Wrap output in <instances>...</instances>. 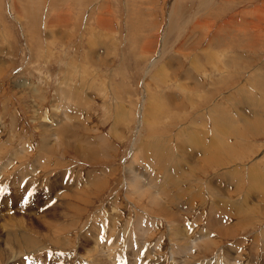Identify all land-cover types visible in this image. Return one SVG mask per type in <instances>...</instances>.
Segmentation results:
<instances>
[{
	"label": "rangeland",
	"instance_id": "obj_1",
	"mask_svg": "<svg viewBox=\"0 0 264 264\" xmlns=\"http://www.w3.org/2000/svg\"><path fill=\"white\" fill-rule=\"evenodd\" d=\"M263 82L264 0H0V184L31 177L0 202V264H37L42 255L48 264H112L115 244L96 242L101 216L129 251L154 234L156 259L131 251L132 264H170L169 221L144 214L149 202L130 196L132 177L176 187L173 197L190 209L174 208L200 228L214 214L231 222L229 204L248 207L245 216L257 222L203 245L193 264H227V249L238 264H264V252L253 262L250 247L261 246L249 239L264 225V185L250 183L264 177ZM221 111L236 133L218 144V156L202 157L189 137L199 144L226 128ZM216 186L230 189L221 204L212 200ZM10 199L17 205L9 208Z\"/></svg>",
	"mask_w": 264,
	"mask_h": 264
},
{
	"label": "bare ground",
	"instance_id": "obj_2",
	"mask_svg": "<svg viewBox=\"0 0 264 264\" xmlns=\"http://www.w3.org/2000/svg\"><path fill=\"white\" fill-rule=\"evenodd\" d=\"M225 55V54H224ZM198 67V66H197ZM200 67V66H199ZM160 70V69H159ZM158 76V75H157ZM163 79V78H162ZM65 82V81H64ZM73 84H74V82H73ZM263 84H264V82H263ZM262 84V85H263ZM29 85V84H28ZM65 85V84H64ZM79 86V85H78ZM262 87V86H261ZM62 88V87H61ZM74 88V87H73ZM149 88V87H148ZM62 90H64V89H62ZM66 90V89H65ZM75 89H73V91H74ZM153 90V89H152ZM151 90V91H152ZM262 90V89H261ZM264 90V89H263ZM32 91V90H31ZM69 91V90H68ZM70 92V91H69ZM153 92V91H152ZM61 96V95H60ZM157 97V96H156ZM155 97V98H156ZM154 101V100H153ZM121 105V104H120ZM254 105H252V108H254L253 107ZM123 108V107H122ZM121 109V108H120ZM122 110V109H121ZM123 111H120V114H119V116H118V120H120L121 119V117L122 116H125V113H122ZM220 113V114H219ZM218 114H219V116H225V119L227 118L226 116H227V114H223V112L221 111V112H219ZM256 114V112H254V115ZM239 117V116H238ZM240 118L243 120V122L247 119L246 117H242L241 115H240ZM260 118H262V117H260ZM151 119H155V118H151ZM156 120V119H155ZM219 120L220 121H222L220 118H219ZM227 120V119H226ZM262 120V119H261ZM261 120H259V119H257V122H256V124H261ZM153 120H151V122H152ZM240 121V120H239ZM147 122H148V120H147ZM150 122V121H149ZM150 122V123H151ZM154 122V121H153ZM142 123H144V122H142ZM226 123L227 124H225V126H226V128H224L223 130H220V131H212L213 132V134H215L214 136H212L211 135V138L210 139H208V140H205V139H200V142H199V144H198V141H199V139L197 138L198 137V135H197V137L195 136V134H194V136L193 135H191V137H189V140H190V145L191 146H193V147H198L199 146V148H201L202 150H204V152H202L201 153V156L202 157H206V158H212V155L214 156H216L218 153H219V150H220V147H218V144L219 143H222V142H224L225 140H226V136H229L230 138H232L233 137V135H235V133H236V131H235V129H236V126H237V124L236 125H234L232 122H231V120H227L226 121ZM246 123H249V122H246ZM144 125V124H143ZM148 125H149V123H148ZM139 126H140V124H139ZM141 127V126H140ZM213 128V127H212ZM212 130V129H211ZM189 131H191V130H189ZM56 132V131H55ZM215 132V133H214ZM58 133L60 134L61 133V130H58ZM186 133H188V132H186ZM191 133H193V131H191ZM184 134H185V132H184ZM198 134V133H197ZM237 135V134H236ZM240 135V134H239ZM187 136V135H186ZM55 139L57 138V134L55 133ZM59 137H60V135H59ZM185 137V136H184ZM207 137V136H206ZM210 137V136H209ZM209 137H207V138H209ZM48 138H51L52 139V137H47V141H48ZM151 138V137H150ZM162 138V137H161ZM203 138H205V136L203 137ZM152 139V138H151ZM156 139V138H155ZM54 140V139H53ZM148 141V140H147ZM160 142H161V140H160ZM147 143V142H146ZM149 143V142H148ZM147 143V144H148ZM154 143V142H153ZM162 143H163V140H162ZM165 143V142H164ZM141 144H143V143H141ZM224 144H226L225 142H224ZM155 145V144H154ZM163 145V144H162ZM150 146V145H149ZM152 146V145H151ZM146 147V146H145ZM159 147H161V146H159ZM24 148V147H23ZM42 148V147H41ZM143 148H144V146H143ZM147 148V147H146ZM150 148V147H149ZM153 148V147H152ZM162 148V147H161ZM160 148V149H161ZM25 149V148H24ZM142 149V148H141ZM140 149V150H141ZM148 149V148H147ZM225 149V148H224ZM149 150H151V148L149 149ZM149 150H147V152H149ZM159 150V149H158ZM212 150V151H211ZM227 150V151H226ZM225 151H226V153L227 154H230V153H233L234 152V150H230L229 148H227ZM43 151V150H42ZM142 151H143V149H142ZM145 151V150H144ZM43 152H45V151H43ZM87 153V152H86ZM156 153V152H155ZM44 155V154H43ZM151 155V154H150ZM235 155V154H234ZM40 156H42V154L40 155ZM144 156H146V155H144ZM179 156V155H178ZM218 156V155H217ZM15 157V156H14ZM152 157V156H151ZM177 157V156H176ZM146 158V157H145ZM14 159H16V158H14ZM156 159V158H155ZM158 159V158H157ZM174 159V158H173ZM175 159H177V158H175ZM39 160L41 161L42 160V157H39ZM192 160V159H191ZM165 162V161H164ZM162 164V163H161ZM153 166H156V165H153ZM162 166V165H161ZM190 166V165H189ZM162 167H165V166H162ZM174 167V166H173ZM154 168H156V167H154ZM176 168V167H175ZM37 169V168H36ZM171 169V168H170ZM174 169V168H173ZM158 170V169H157ZM156 170V171H157ZM164 170V169H163ZM178 170V169H177ZM133 171V170H132ZM165 171H166V168H165ZM165 171L163 172V173H165ZM168 171V170H167ZM173 171V170H172ZM179 171H181V170H179ZM179 171H177V173H179ZM128 172V171H127ZM153 172V171H152ZM171 172V171H170ZM173 172H175V171H173ZM184 172V171H183ZM182 172V173H183ZM181 173V172H180ZM232 173H234V172H232ZM150 174V173H149ZM161 174V173H160ZM166 174V173H165ZM176 174V173H175ZM193 174V173H192ZM152 175H154V173H152ZM162 175V174H161ZM168 175V174H167ZM177 175V174H176ZM180 175V174H179ZM169 176H170V174H169ZM181 176V175H180ZM179 176V177H180ZM183 176V175H182ZM253 176H254V173H253ZM261 176V175H260ZM256 177V176H254V177H250V183L251 184H255L256 186L257 185H264V182H263V178L264 177ZM164 177H167V176H164L163 175V178ZM175 177H178V176H175ZM174 177V178H175ZM178 177V178H179ZM234 177V176H233ZM148 178V181H147V183H143L142 181H140V179L138 178V177H132L131 178V183H130V185L128 184V187L129 188H131V193H129L130 194V196H137L139 199V201L138 202H140L141 201V199H142V197H144V198H146V199H148V202H149V206H150V210H148V211H144V214H147L148 216H150V215H153V217H156V218H154V219H157V217H162L163 219H162V222L165 224L166 223V221L168 222L167 224H168V226H167V234H168V236H169V238H168V240H167V243H168V251L170 252V254H169V260H167V261H169V263L170 264H193V262L191 261V260H193V259H195V258H192L194 255H196L197 253H195V252H197V251H199L200 250V248L203 246V245H207V244H211V245H215L216 246V244H217V240H220V241H222L227 235H229V236H234V234H235V232L237 231V229L239 230V223L240 222H243V221H248V227H251V225H253L254 224V222L256 221V220H252V219H250L248 216H245V214L249 211H247V209H248V207H246V208H242L241 209V207H243V206H241V204L239 203V202H237L236 203V205H232V204H229V206H227V207H229V211H231L230 213H228L227 215L229 216V218L230 219H232V221L231 222H229L228 224H226L225 223V220H224V217H222L223 218V220H221V222L223 221V223H225V224H223V225H221V222L219 221L220 220V218H221V216H219V215H217V214H214V215H216L215 217V220H211V221H209V223H208V225H205V226H203V227H205V228H200L202 225H201V223H200V221H198L197 219H195L194 221H191L193 218H191V217H187L186 215H185V213H183L182 212V210L183 209H190L189 208V206L187 205V203H186V205L185 204H179V202H178V199L177 198H175V197H173L174 195L171 193V192H173L175 189H176V187H175V189H171V190H169V191H167L165 188H162L161 186H159V185H157V183L155 184L154 183V178H152V177H147ZM172 178V177H171ZM178 178H177V180H178ZM181 179H182V177H180ZM189 178V177H188ZM161 179H162V177H161ZM161 179H159L160 180V182H161ZM184 179V178H183ZM189 179H191V178H189ZM124 180H126V179H124ZM186 180L187 179H185L184 181L186 182ZM192 180V182H193V180H194V178H192L191 179ZM202 180V179H201ZM64 181V180H63ZM163 182H164V180H162ZM171 179H168V181L167 180H165V182L166 183H172V184H175L174 182H175V180L174 181H171ZM190 181V180H189ZM164 182V183H165ZM179 182H180V179H179ZM191 182V181H190ZM197 182V181H196ZM200 182V181H199ZM79 183V182H78ZM228 183H229V181H228ZM77 184V183H76ZM179 185H180V183H178ZM196 184V183H195ZM198 184V183H197ZM196 184V185H197ZM205 184V183H204ZM234 184V183H233ZM167 185V184H166ZM202 185V184H201ZM229 185V184H228ZM185 186L187 187V184H185ZM190 186V185H189ZM200 186V185H199ZM210 186V185H209ZM236 186V185H235ZM79 187V186H78ZM83 187H84V185H83ZM82 187V188H83ZM127 187V188H128ZM170 187V186H169ZM202 187V186H201ZM204 187V186H203ZM202 187V189L204 190V188ZM220 187V186H219ZM231 187V186H230ZM172 188V187H171ZM178 189H179V186L177 187ZM190 188V187H189ZM194 188V187H193ZM192 188V189H193ZM196 188H198V187H195L194 189H196ZM236 188V187H235ZM191 189V188H190ZM205 189H208V188H205ZM198 190V189H197ZM202 190V191H203ZM221 190V189H220ZM229 187H227L226 189H224V191L223 192H221V191H219L218 190V186H216L215 187V194H217V196L216 195H212L211 194V192L210 193H208V194H210V195H212V196H214L213 198H212V200L215 198V199H218L219 201L218 202H220V199H219V196L221 195V196H224L225 198H226V196L228 195V192H229ZM63 191H64V189H63ZM129 191V190H128ZM189 191V190H188ZM195 191V190H194ZM201 191V192H202ZM207 192L209 191V190H206ZM235 191H236V189H235ZM237 192V191H236ZM261 192H263V191H261ZM57 193V192H56ZM58 193H60V192H58ZM57 193V194H58ZM174 193V192H173ZM184 193V192H183ZM193 193V192H192ZM195 193H198L197 191L195 192ZM200 193V192H199ZM77 194V193H76ZM201 194V193H200ZM193 195V194H192ZM191 195V196H192ZM196 195H199V194H196ZM206 195V194H205ZM248 195V194H247ZM188 195H185V197H187ZM83 197V196H82ZM184 197V198H185ZM202 197V196H201ZM210 198V196H207V198ZM223 197V198H224ZM55 198H56V195H55ZM191 198V197H190ZM189 198V199H190ZM222 198V197H221ZM57 199V198H56ZM128 199V198H127ZM187 199H188V197H187ZM195 199H196V197H195ZM205 198H203V200H204ZM214 199V200H215ZM230 199V198H229ZM59 200V199H58ZM58 200H56L57 202H59ZM180 200V199H179ZM186 200V199H185ZM197 200V199H196ZM198 200H199V198H198ZM201 200H202V198H201ZM208 200V199H207ZM61 201V200H60ZM129 201H131V200H129ZM190 201H191V199H190ZM192 201H193V199H192ZM195 201V200H194ZM193 201V202H194ZM63 202V201H62ZM119 202V201H118ZM186 202V201H185ZM202 202V201H201ZM226 202H228L227 200H226ZM236 202V201H235ZM182 203H183V201H182ZM195 203V202H194ZM199 203H200V200H199ZM199 203H197L198 205H199ZM208 204H209V201L207 202ZM138 204V203H137ZM196 204V205H197ZM206 204V203H205ZM214 204H216V203H214ZM220 204H221V202H220ZM113 205V204H112ZM120 205H121V203H120ZM123 205V204H122ZM195 205V206H196ZM197 205V206H198ZM202 205H203V203H202ZM227 205V204H226ZM61 206V205H60ZM178 207V208H183L182 210H180V209H175L174 207ZM191 206V205H190ZM206 206V205H205ZM204 206V207H205ZM208 206V205H207ZM218 206V205H217ZM241 206V207H240ZM61 208V207H60ZM114 208H115V205H114ZM175 210H174V209ZM211 208V207H210ZM224 209V208H223ZM118 210V209H117ZM156 210H157V212H156ZM192 210V209H191ZM175 211H177L176 213H174ZM187 211V210H186ZM204 212V211H203ZM216 212V211H215ZM67 213V212H66ZM150 215H149V214ZM252 213H255V211L253 210L252 211ZM188 214V213H187ZM202 214H204V213H202ZM65 215V214H64ZM119 215V214H118ZM117 215V216H118ZM192 215V214H191ZM191 215H189V216H191ZM205 215V214H204ZM210 215H213V214H210ZM63 216V215H62ZM121 216V215H120ZM146 216V215H145ZM193 217H195L194 215H192ZM250 216V215H249ZM61 217V216H60ZM181 217H182V220H181ZM212 217V216H211ZM143 218H144V216L142 217V221H143ZM147 218V217H146ZM146 218H144V219H146ZM56 219V218H55ZM54 219V220H55ZM60 219V218H59ZM61 219H64V218H61ZM117 219L119 220V218H117V217H115V220L117 221ZM159 219V218H158ZM165 219V220H164ZM147 220V219H146ZM63 221V220H62ZM115 221V222H116ZM148 221V220H147ZM184 221H186V222H188V221H191V222H188V229H181V227H180V224H178V223H183L184 224ZM257 222V221H256ZM255 222V223H256ZM150 223V222H149ZM170 223V224H169ZM67 224V223H66ZM137 224V223H136ZM153 224V223H152ZM172 224V225H171ZM198 224V225H197ZM237 224V225H236ZM246 224V223H245ZM148 225V224H147ZM140 226V225H139ZM138 226V227H139ZM16 227V226H15ZM63 227V226H62ZM149 228V227H148ZM147 228V229H148ZM155 228V227H154ZM165 228V227H164ZM174 228H177V229H175V231H173L174 230ZM186 228V227H185ZM232 228V229H231ZM261 230L260 231H258L259 232V235H255V236H253V237H250L249 239L251 240V242L253 243V247L255 246V245H259L258 247H260V248H257V250L256 249H252L251 247H250V250H251V254L253 255L254 254V256L255 257H253L254 258V260H253V262H257V261H255V260H258V256H259V254L261 253V252H264L263 250H264V246H262V244H261V242H263L264 241V236L261 238V236L262 235H264V225H261ZM64 229H65V227H64ZM144 229V228H143ZM4 230V229H3ZM66 230V229H65ZM10 231V230H9ZM151 231H152V229H151ZM176 231H178V232H176ZM192 231H194V233H191ZM240 231V230H239ZM140 232V231H139ZM146 232V231H145ZM150 232V231H149ZM16 233V232H15ZM143 234H145L144 232H142ZM12 234V233H11ZM17 234V233H16ZM23 234V233H22ZM152 234V233H151ZM8 235V234H7ZM139 235V234H138ZM142 235V234H141ZM150 235V234H149ZM153 235L154 234H152V235H150V236H143L141 239L143 240H141L142 242H144V241H148V239H150V238H152L153 237ZM13 236V235H12ZM11 235L10 236H8V241H6L7 243L6 244H8L9 245V239H10V237H12ZM20 236H22V235H20ZM25 236V235H24ZM140 236V235H139ZM199 236V237H198ZM19 237V236H18ZM224 237V238H223ZM20 238V237H19ZM19 238H17V239H19ZM24 238V237H23ZM28 238V237H27ZM26 238V239H27ZM119 238H120V236H119ZM13 239V238H12ZM16 239V238H15ZM33 239H35V238H33ZM15 241V240H14ZM13 241V242H14ZM18 241V240H17ZM20 241H23V240H19V242ZM28 241V240H27ZM11 242V241H10ZM24 242V241H23ZM29 242V241H28ZM32 243H33V241H31ZM30 242V243H31ZM119 242L121 243V241H120V239H119ZM35 243V242H34ZM145 243V242H144ZM244 243V242H243ZM16 244V243H15ZM117 244V243H116ZM115 244V245H116ZM248 244V243H247ZM114 245V247H116ZM118 245H119V243H118ZM141 245V244H140ZM174 245L176 246V248L174 247ZM234 245V244H233ZM236 245V244H235ZM16 246V245H15ZM28 246H29V244H28ZM150 246V245H149ZM156 246V245H155ZM209 246V245H208ZM214 246V247H215ZM238 246V245H237ZM248 246H249V244H248ZM10 247V246H9ZM25 247V246H24ZM111 247V246H110ZM154 247V246H153ZM205 247H207V246H205ZM238 247H240V246H238ZM20 248V247H19ZM22 249H23V247H21ZM112 248V247H111ZM21 249V250H22ZM90 249V248H89ZM93 249H95V248H93ZM99 249V248H98ZM97 249V250H98ZM140 249V248H139ZM155 249H156V247H155ZM203 249H205V248H203ZM14 250H15V247H14ZM13 250V251H14ZM26 250V249H25ZM151 250V249H150ZM230 250V251H229ZM236 250V249H235ZM239 250V249H238ZM141 251H142V249H141ZM140 251V252H141ZM152 251H153V253H151V255H149L150 257H152L153 259H156V258H154V255L156 254V253H154V249H152ZM156 251V250H155ZM210 251V250H209ZM232 250L231 249H227L226 250V257H227V260H228V263L227 264H230V263H232V264H238L237 262H239L240 261V258H239V260H238V255H236V254H238V253H236L235 255L234 254H232V252H231ZM96 252V251H95ZM133 252H136V253H138L139 252V250H136V251H133ZM176 252V253H175ZM237 252V251H236ZM243 253H245V251H242ZM247 252V251H246ZM103 253V252H102ZM101 253V254H102ZM116 253V252H115ZM135 253V254H136ZM203 253H204V251H203ZM202 253V254H203ZM248 253V252H247ZM247 253H245V255L247 254ZM259 253V254H258ZM135 254H133V258H134V256H135ZM176 254V255H175ZM198 254H199V252H198ZM17 255V254H16ZM262 255V254H261ZM25 256V255H24ZM243 256V255H242ZM156 257V256H155ZM166 257V256H165ZM231 257H233V258H231ZM251 257V256H250ZM93 258H94V256H93ZM138 258V257H137ZM249 258V257H248ZM139 259V258H138ZM148 259H150V258H148ZM94 260H95V258H94ZM147 260V259H146ZM217 260V259H216ZM225 260V259H224ZM226 260V261H227ZM233 260V261H232ZM241 260H242V258H241ZM245 260H247V259H244V261ZM139 261V260H138ZM137 260H135L134 261V263L135 264H137V263H139ZM149 261V260H148ZM151 261L152 262H158V258H157V260L155 261V260H152L151 259ZM163 261V260H162ZM230 261V262H229ZM235 261V262H234ZM156 262V263H157ZM218 263H219V260L217 261ZM121 263V262H120ZM143 263V262H142ZM147 263V262H146ZM153 263V264H154ZM155 263V264H156ZM163 263V262H162ZM217 263V264H218ZM259 263V262H258ZM118 264V263H117ZM145 264V263H144ZM147 264H150V262H148ZM159 264V263H158ZM168 264V263H167ZM206 264H212V262H209V263H206ZM215 264V263H214ZM226 264V263H225Z\"/></svg>",
	"mask_w": 264,
	"mask_h": 264
}]
</instances>
